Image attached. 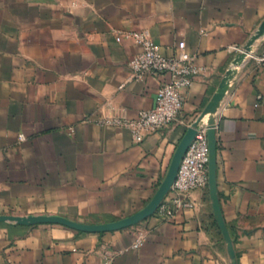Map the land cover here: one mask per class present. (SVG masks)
<instances>
[{
    "label": "crops",
    "instance_id": "1",
    "mask_svg": "<svg viewBox=\"0 0 264 264\" xmlns=\"http://www.w3.org/2000/svg\"><path fill=\"white\" fill-rule=\"evenodd\" d=\"M263 24L264 0H0V217L79 226L0 221V264H233L230 244L237 264H264V35L236 52ZM130 32L167 57L185 42L201 68L177 121L141 141L105 121L152 109L169 76L135 77L141 45L116 40ZM202 117L230 242L209 185L165 192ZM160 195L167 213L129 225Z\"/></svg>",
    "mask_w": 264,
    "mask_h": 264
},
{
    "label": "built area",
    "instance_id": "2",
    "mask_svg": "<svg viewBox=\"0 0 264 264\" xmlns=\"http://www.w3.org/2000/svg\"><path fill=\"white\" fill-rule=\"evenodd\" d=\"M123 38L133 40L142 47L140 54L135 56L130 67L137 79L145 77L168 75L169 81L164 83L157 91L155 106L150 110L139 113L134 120H106V124L116 123L128 128L135 140L141 141L145 133L159 131L169 124L177 121L184 105V93L188 90L193 79L201 73V68L195 64V57L186 51L185 42L178 44V54L167 57L162 54L159 46L144 33L130 32L118 35L116 40ZM245 48V47H244ZM238 47L236 52L244 53L245 49ZM254 51L247 55L252 57ZM264 61V57L261 58ZM24 140V137H21ZM209 183V138L206 125L201 127L194 140L189 145L180 163L172 190L177 195H185L194 190L204 188ZM173 206L189 207L190 204L179 198L174 199ZM156 212L164 215L168 212V205L162 202ZM142 239L136 241L134 247L138 248Z\"/></svg>",
    "mask_w": 264,
    "mask_h": 264
},
{
    "label": "water",
    "instance_id": "3",
    "mask_svg": "<svg viewBox=\"0 0 264 264\" xmlns=\"http://www.w3.org/2000/svg\"><path fill=\"white\" fill-rule=\"evenodd\" d=\"M263 35H264V24L260 27V29L256 32V34L252 37V39L245 46V48H244L245 52L239 53V55L242 57V61L247 59V55L250 52H252V50L254 48L253 46H254L256 40L261 38ZM223 93L224 92H222L220 95H218V97L215 99V101L207 109V113L205 115H207L208 113L214 114L216 112ZM205 115H204V117H205ZM204 117H202V119L193 127V129H191V133L187 136V138L185 140V150L183 151V153L180 155V157L177 159V162L175 163L172 178L169 181V183L167 184V186L165 187V192L168 191L172 187V185L176 179V175H177L180 163L182 161V158H183L184 154L186 153L189 145L191 144V142L196 137L198 130L201 127H203L204 125H206L208 128V138H209V183H208V185L211 189V195H212L213 199L215 200V205H214L215 206V212H216V216H217V220L219 222L220 228H221L225 238L227 239V241L230 242L229 231H228L227 226L223 220L218 202L216 200V185H215L216 146H217L216 118L211 117L206 122V124H202ZM163 197H164V195H160L144 213H141L139 215L138 219H135V221L134 220L129 221V225L133 224V223H135L141 219H144L147 216L155 213L156 210L158 209L159 205L161 204ZM0 221L17 222V223L25 224V225L26 224L27 225L32 224V223H41V222H59V223H63V224H68L72 227L79 228V226L72 224V223H69L68 221H66L64 219L51 218V217H35V218H32V217L31 218L0 217ZM229 247H230V250L232 253L233 264H237L235 261V254L232 250L231 244Z\"/></svg>",
    "mask_w": 264,
    "mask_h": 264
}]
</instances>
